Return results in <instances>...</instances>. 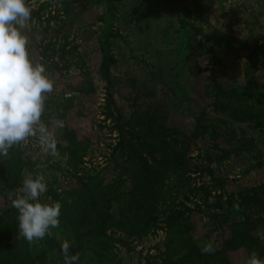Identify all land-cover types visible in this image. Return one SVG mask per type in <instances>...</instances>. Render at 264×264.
Here are the masks:
<instances>
[{
    "label": "rangeland",
    "instance_id": "obj_1",
    "mask_svg": "<svg viewBox=\"0 0 264 264\" xmlns=\"http://www.w3.org/2000/svg\"><path fill=\"white\" fill-rule=\"evenodd\" d=\"M27 4L29 55L54 81L41 120L60 157L38 133L0 158V264H62L64 240L79 264H167L177 210L201 250L233 242L244 221L264 245V0ZM71 143L84 150L76 167L61 151ZM27 174L43 175L41 199L62 205L59 225L33 242L11 206ZM150 183L163 185L156 204ZM131 191L156 210L144 235L120 229ZM262 247L240 244L222 264L264 260Z\"/></svg>",
    "mask_w": 264,
    "mask_h": 264
},
{
    "label": "clouds",
    "instance_id": "obj_2",
    "mask_svg": "<svg viewBox=\"0 0 264 264\" xmlns=\"http://www.w3.org/2000/svg\"><path fill=\"white\" fill-rule=\"evenodd\" d=\"M31 13L27 0H0V158L7 157L13 146L38 133L44 153L60 157L54 135L41 120L54 81L46 73L45 65L30 57L29 40L23 31ZM54 124L57 128L64 127L62 120ZM47 190L43 175L27 174L20 193L11 199V206L17 210L20 235L26 241L43 239L60 223L61 203L41 199ZM70 249L68 240L60 243L62 264H79L80 254ZM215 250L211 242L202 247L204 254H213ZM246 264H264V260L251 252Z\"/></svg>",
    "mask_w": 264,
    "mask_h": 264
},
{
    "label": "trees",
    "instance_id": "obj_3",
    "mask_svg": "<svg viewBox=\"0 0 264 264\" xmlns=\"http://www.w3.org/2000/svg\"><path fill=\"white\" fill-rule=\"evenodd\" d=\"M106 65V62H104ZM201 135L203 132H197ZM62 153L67 155V160L72 161L74 167L77 166L78 157L84 153L82 144L71 143L70 148H64L61 150ZM70 153V154H69ZM71 155H74V158L71 159ZM183 163L180 164L179 168H182ZM156 189H159L161 192L163 190V185L152 184L148 185L146 188L150 192V196L154 197V203L156 204V198L158 193ZM127 200L130 199V206L128 208V213L126 214V219H120V229L125 231L130 235H144L149 231H152L155 225V209L153 208H144L143 201L145 196L141 194H136L135 192H127L123 195ZM84 202H82L83 204ZM145 203V202H144ZM125 214V213H124ZM189 216L186 215L185 211L177 210L175 214L169 216L170 222L167 224V228L170 229L169 233V246L166 250L167 259H162V262L167 264H211L214 260H218L216 263L222 264V256H224L228 251L234 250L238 245H245L246 247H262L264 246L260 238H258L252 228V224L244 221L236 224L238 226L237 232L234 230L235 235L233 236V242L230 241L229 244L224 246L221 250L215 251L213 254H204L202 250L193 244L192 237L190 236L189 230L191 229L189 224ZM131 219L137 220L140 222L137 226H130L129 221ZM127 221L123 226V222ZM233 226V225H232ZM226 241L227 238H224ZM261 245V246H259ZM263 248V247H262ZM99 253H102L103 249L99 250ZM80 254V250L78 251ZM98 257V253H96ZM103 255V254H102ZM105 263V262H104ZM103 263V264H104Z\"/></svg>",
    "mask_w": 264,
    "mask_h": 264
}]
</instances>
